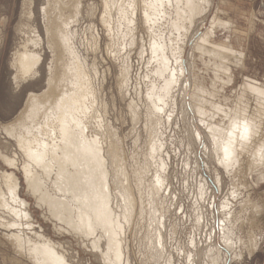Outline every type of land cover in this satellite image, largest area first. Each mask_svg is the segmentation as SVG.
Listing matches in <instances>:
<instances>
[{"label":"rangeland","instance_id":"374dc122","mask_svg":"<svg viewBox=\"0 0 264 264\" xmlns=\"http://www.w3.org/2000/svg\"><path fill=\"white\" fill-rule=\"evenodd\" d=\"M47 1L0 0V173L13 172L16 176L19 196L26 201L29 213L28 219L20 218L19 225L13 227L10 223L14 216L0 207V222L4 223L0 224V264H36L27 249L19 251L9 237L11 232L19 231L36 242L47 238L55 243L69 264H105L99 250L92 248L91 237L78 236L54 218L43 204L39 205L28 190L22 172L23 156L5 131L29 103L30 95L44 91L48 76L57 75L67 59L64 56L56 61L59 50L47 46V15L43 11L44 7L49 8ZM54 1L50 0L53 25L59 6H69V0ZM77 1L79 13L68 25L74 34L73 46L90 72L102 123L108 126L103 135V141L107 142L104 147L109 142L116 145L128 177L124 185L127 183L135 200L134 213L121 235L128 264H210L216 248L222 253L219 264H264V166L257 169L256 161L251 158L253 150L249 149L247 154H241V161L233 169L223 168L217 162L207 129L210 125L225 127L229 119L224 112L233 115L240 108L262 124L264 143V112H257L264 111V105L260 107L255 93L243 87L247 80L264 83V0H198L200 11L192 24L185 22L182 32L172 25L173 30L170 29L175 18L171 6H167L168 15L160 19L161 23L154 22L151 32L144 25L142 4L137 7L133 24H127L120 16V8L127 5V0L118 8L119 4L111 5V32L104 22V0ZM207 32L208 41L199 40ZM37 35L42 41L35 48L29 40ZM154 42L167 46L163 49L168 56V68H173V53L178 45L183 46V76L170 85L167 93L162 89L161 76L167 78L168 72L162 75L154 72L158 68V59L151 51ZM24 44L40 54V63L35 76L15 81L12 57ZM213 45H225L234 53L222 51L224 58L213 57L207 51ZM238 52L242 53L241 57ZM125 69L126 80H123ZM155 94H162L165 103L149 99ZM151 103L158 104L160 111L152 108ZM197 105L203 108V113L196 111ZM149 130L154 131L151 139L156 138L160 149L153 156L149 154ZM2 156L15 157L17 166H9ZM112 170L108 181L117 199L113 207L122 213L119 206L124 202L123 188L114 182L116 172ZM156 173L164 179L157 192L152 186ZM49 182L46 187L52 193ZM225 201L229 208L222 211L221 204ZM228 211L232 212L226 225L235 242L233 251L227 246L225 249L220 238L221 221ZM157 230L161 232L160 243ZM101 243L105 249L104 240Z\"/></svg>","mask_w":264,"mask_h":264},{"label":"bare ground","instance_id":"6f19581e","mask_svg":"<svg viewBox=\"0 0 264 264\" xmlns=\"http://www.w3.org/2000/svg\"><path fill=\"white\" fill-rule=\"evenodd\" d=\"M58 1L59 0H55L54 3ZM122 1L124 0L103 1L104 13L106 14L104 22L110 27V30L111 23L109 16L111 14V5L117 6L119 4L117 8L121 7L123 4ZM197 1L198 0H127V5L120 8V16L124 21L125 19L127 20V24H133L135 21V12H138L137 7L139 4H142L140 6L144 25H146L147 30L151 31L154 22L158 20L160 22V19L168 15L166 8L167 6H171L173 7L175 18L170 22L172 23L170 24V29L173 26L175 30H180L182 32L185 22L189 21V23L192 24L193 17L200 11V7L196 3ZM68 2L69 6L62 4L63 6H59L56 10L57 13L55 15L57 20L55 25L50 21V0L47 1L49 8H43L45 15H47L45 28L47 46L49 49L59 50L56 61L62 60L65 56L67 57V59H65L66 62L62 64L63 68L57 75L48 76L46 81L47 88L44 91L39 94L30 95L29 103L19 113L13 124L5 128V131L15 140V146H17V149L23 156L21 163L22 172L28 190L36 197L39 205L43 204L54 218L63 222L64 225L68 226L78 236L85 237V239L91 237L92 248L99 250L100 256L105 264H128L129 260L125 256L123 237L121 235L125 229V223L129 224L130 218L134 213L135 200L127 183L124 185L128 177L120 162L116 145L109 142L108 145L104 147L106 141H103V135L105 134V127L107 125L104 126L102 113L99 111L100 108L97 105L98 96L96 97V87L92 82L90 72L86 70L78 53L74 49V34L70 28H68L70 20H75L79 13V3L77 0H69ZM120 3L122 4L120 5ZM208 3L210 2L207 1V5ZM220 10L221 9L218 11ZM214 20H216V18ZM213 22L215 24V21ZM166 23H168V21ZM51 29H53V32L50 31ZM156 32H158V29ZM209 32L201 35L199 40L202 42L208 41L207 37L210 34ZM156 35L159 36L158 33ZM159 37L161 39V36ZM172 37L175 39L174 36ZM163 38L162 40L165 39ZM173 38H170L171 40L169 41H172ZM40 40L41 39L37 35L36 38H31L29 43L35 47L41 43ZM172 42L175 43L174 40ZM163 44L165 45V43ZM164 45L162 46V44L160 45L154 42L151 51L155 58L158 59V66H156L158 68H155L156 71L154 69V72H156L155 74L162 75L165 71L168 72L167 78L161 76L163 79L162 84H164H161L163 86L162 89L167 93L170 85L179 82L181 76H183L184 62L182 59L183 46L181 45L180 47V45H178L179 48L173 53V68H168V56L166 57L164 53L166 49H163V47L166 48L167 46ZM28 46L29 44H24L23 49L14 52V56L12 57L11 65L15 69L13 78L15 81L26 79L28 76L32 75L35 76L37 73L38 64L40 63V54L29 49ZM210 47L212 48L207 51L210 52L213 57L224 58L220 53L222 51H227L231 54L234 53L232 48L225 45H213ZM238 55L241 57L242 53L238 52ZM123 71L122 78L126 80V69ZM247 81L248 82L243 83L244 90H250L255 93L258 104L262 107L264 105V83H259L255 80H250V82L249 80ZM152 87L150 88V94L152 93L151 89H154L153 85ZM158 88L161 89L160 86ZM150 94L149 96L152 95ZM161 95L155 94L152 98L147 96L153 102L156 101L157 103L163 104L165 102H163L164 99ZM260 100H263V102H260ZM152 103L150 104L152 108L154 107L160 111L161 107L159 108L157 106L158 104L155 103L154 105ZM195 109L199 114H201V112L203 113V108H201V106L197 105ZM132 110L134 111V109ZM135 112L136 111H134V113ZM257 112L263 114L264 111L261 112V110L258 109ZM224 114L228 116L229 119V123L225 127L210 125L207 128L211 134L213 150L217 162L225 169H233L238 162L241 161V154H247L248 150L252 149L253 153L252 157H250L253 158V162L256 161L258 165L257 169H262L264 166V143L261 142V140H263L262 124L256 122L254 116L252 117L247 111L240 108L239 110L236 109L235 112L233 111V115H227L225 112ZM154 116L156 118L158 117L156 115H153V117ZM152 121L153 118L151 122ZM245 129H247V132H245ZM149 131L151 139L154 131ZM196 137L199 138L198 133H196ZM104 138L106 140L107 137ZM154 139H151L149 142V154L151 156L157 154L160 150L159 145H157ZM2 157L9 166H17V159L15 157ZM253 162L251 161V163ZM247 168L249 169V167ZM112 169H115V171ZM251 169L253 168L251 167ZM110 170L116 172L114 174L116 176L114 182L119 183L123 188V191H120H122L124 202L122 206H119L122 207V213H119L120 210L117 212L116 208L113 207L115 196L110 189V182L108 181ZM109 177L111 178V176ZM154 180L155 184L153 183L152 186L154 185V190L157 192L159 187L163 185L164 179L159 173H156ZM48 181H50L49 184L52 188V193H50L48 187H46ZM117 187L118 186H115L116 190ZM152 190L153 189H151V191ZM18 191L19 182L13 172H1L0 207L6 209L14 216L13 221L10 223L13 227L19 225L18 220L20 218H29V213L26 209L27 203L19 196ZM155 196L154 199H157ZM221 208L222 211L228 210L229 203L227 201L223 202ZM231 213L232 212L228 211L223 215L224 219L221 221L222 227L220 226L222 236H220V238L225 249L227 246L232 250L235 242H232L230 231L227 227L228 225H226V222L230 220ZM0 224L3 225L4 223L0 222ZM9 237L19 251H23V249L26 248L27 254H29V257L36 262V264H69L65 256L55 248V243L52 244L47 238L46 240L42 238V241L36 242L33 239L25 238L20 231L11 232ZM160 238L161 232L157 230L158 243H160ZM102 240L105 242V249L103 248V243H101ZM154 249H157V247ZM209 251L212 252L213 250ZM221 254V251L216 248V256L211 258L210 264H219L218 259L221 257ZM158 255L160 256L161 254Z\"/></svg>","mask_w":264,"mask_h":264},{"label":"snow or ice","instance_id":"6c2138e0","mask_svg":"<svg viewBox=\"0 0 264 264\" xmlns=\"http://www.w3.org/2000/svg\"><path fill=\"white\" fill-rule=\"evenodd\" d=\"M245 132H247V129H245Z\"/></svg>","mask_w":264,"mask_h":264}]
</instances>
